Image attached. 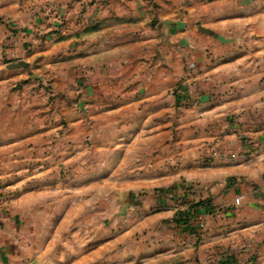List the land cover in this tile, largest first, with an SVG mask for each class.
I'll return each instance as SVG.
<instances>
[{
    "label": "crops",
    "instance_id": "crops-1",
    "mask_svg": "<svg viewBox=\"0 0 264 264\" xmlns=\"http://www.w3.org/2000/svg\"><path fill=\"white\" fill-rule=\"evenodd\" d=\"M44 3L60 8L63 38L50 37L55 24L41 12ZM1 17L46 34L39 44L32 41L30 54L16 45L14 64L22 67H0V187L7 185L16 194L14 216L31 214L38 206L34 201L45 196L39 187L19 184L18 176H26L25 164L20 168L19 163L31 160L35 147L38 158L41 147L52 150L56 113L70 129L63 139L75 143L87 129H95L97 113L115 117L112 128L123 132L107 142L117 155L122 144L131 142L123 138L132 129L142 137L152 129L158 138L175 125L193 128L203 138L199 129L220 124L225 130L222 156L202 167L188 155L171 169L163 168L174 175L172 183L182 176L183 187L194 185L187 189L185 209L203 201L191 211L205 218L203 236L174 222L187 236L181 260L193 257L190 252L199 242L197 260L203 264H264V146L257 150L247 142H264V0H0ZM5 32L0 25V48ZM182 79L181 94L174 96ZM41 80L51 84V98L42 104L43 92L32 95ZM189 97L195 104L181 109L180 101ZM32 112L42 120L37 127L46 139H27ZM237 123L238 132L232 130ZM142 159L137 171L146 176ZM155 166V176H163L157 173L159 163ZM239 195L245 201L230 208ZM213 205L224 208L220 219L213 217ZM14 216L4 223L1 238L17 236Z\"/></svg>",
    "mask_w": 264,
    "mask_h": 264
},
{
    "label": "rangeland",
    "instance_id": "rangeland-1",
    "mask_svg": "<svg viewBox=\"0 0 264 264\" xmlns=\"http://www.w3.org/2000/svg\"><path fill=\"white\" fill-rule=\"evenodd\" d=\"M40 9L47 15L45 18L54 19L50 37L57 40L66 36L60 8L44 3ZM0 25L6 31L0 48L2 68L16 61L18 43H21L22 51L30 54L34 49L32 41L39 44L46 37L37 30L19 28L2 17ZM158 56L151 57V63ZM185 83L182 79L175 85L174 96L181 94ZM50 86L48 81L41 80L33 88V96L40 92L44 94L39 96L40 104L51 98L48 96ZM194 104L195 100L189 97L180 101L179 106L188 110ZM56 115L52 122L58 125V131L51 138L52 150L41 147L42 155L38 158L39 151L35 147L36 150L28 155L31 160L19 163L20 168L26 166V176H18L19 184L33 190L39 187L45 193L42 200L34 201L38 205L36 209L26 217L14 216L11 205L16 194L9 191L7 185L0 187V230L4 231V223L14 216L12 231H17L13 238L0 237V264H203L197 260L200 245L197 241L193 253L190 252L193 257L181 260L186 254L182 248L186 249L187 236L186 231L174 224L176 214L187 211L188 208H184L189 204L186 195L191 193L188 190L194 185L189 184V189L183 187L182 176H176L178 184L172 183L174 175L164 172L163 168L171 169L172 164L175 166L188 155H194L202 167L222 156L225 130L221 125L210 124L203 131L199 129L205 135L203 138L193 128L175 125L165 129L158 138L152 129H146V137L132 129L130 136L123 138L131 139V142L122 144L124 150L117 155L107 142L123 132L121 128H112L115 117L97 113L95 129H87L83 139L75 143L72 139L65 142L63 138L70 130L68 122L59 113ZM37 117L38 113L32 112L30 119L33 122L26 119L27 125L31 123L27 139H46L44 131L37 127L38 121H42H37ZM239 129L237 123L232 130L238 132ZM261 132L264 136V127ZM236 135L239 137L238 133ZM133 139H147V142ZM247 142L257 150L262 149V142ZM140 158L146 161V176L137 171ZM156 163H159L157 173L161 170L163 176H155ZM212 207L214 218L224 216L223 212L220 217L216 215L217 210L224 208ZM201 217L205 229H197V223L193 221L191 227L196 229L197 235L203 236L207 232V223L203 215ZM181 250L183 253L175 256ZM215 263L216 260L208 261V264Z\"/></svg>",
    "mask_w": 264,
    "mask_h": 264
},
{
    "label": "built area",
    "instance_id": "built-area-1",
    "mask_svg": "<svg viewBox=\"0 0 264 264\" xmlns=\"http://www.w3.org/2000/svg\"><path fill=\"white\" fill-rule=\"evenodd\" d=\"M264 146V142L263 143H261V145H260V147H263ZM244 196H242V195H240V196H237L236 198H235V200H234V203H233V207L234 208H237V207H239L242 203H243V201H244ZM224 210V209H223ZM223 211L222 210H217V212H216V215H217V217H220V214L222 213ZM202 214H200V213H193L192 215H191V217H189V222H187L188 223V227H191V223H192V221L194 222V223H197V229H199V230H204L205 229V224L203 223V220H202Z\"/></svg>",
    "mask_w": 264,
    "mask_h": 264
},
{
    "label": "trees",
    "instance_id": "trees-1",
    "mask_svg": "<svg viewBox=\"0 0 264 264\" xmlns=\"http://www.w3.org/2000/svg\"><path fill=\"white\" fill-rule=\"evenodd\" d=\"M200 204H202V202H200L194 206H190V208L187 211L177 213L174 221L178 224L184 223L188 227L187 222H189V217H191V215L194 213V211L193 212H191V211L194 210V208L199 206Z\"/></svg>",
    "mask_w": 264,
    "mask_h": 264
},
{
    "label": "water",
    "instance_id": "water-1",
    "mask_svg": "<svg viewBox=\"0 0 264 264\" xmlns=\"http://www.w3.org/2000/svg\"><path fill=\"white\" fill-rule=\"evenodd\" d=\"M23 65L21 63H18V64H12V65H9L8 68L9 69H17L19 67H22Z\"/></svg>",
    "mask_w": 264,
    "mask_h": 264
}]
</instances>
